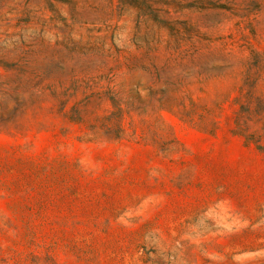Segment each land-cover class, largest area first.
Segmentation results:
<instances>
[{
    "label": "rangeland",
    "instance_id": "obj_1",
    "mask_svg": "<svg viewBox=\"0 0 264 264\" xmlns=\"http://www.w3.org/2000/svg\"><path fill=\"white\" fill-rule=\"evenodd\" d=\"M0 264H264V0H0Z\"/></svg>",
    "mask_w": 264,
    "mask_h": 264
}]
</instances>
